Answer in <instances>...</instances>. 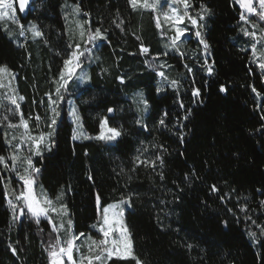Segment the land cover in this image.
<instances>
[{"label":"trees","instance_id":"1","mask_svg":"<svg viewBox=\"0 0 264 264\" xmlns=\"http://www.w3.org/2000/svg\"><path fill=\"white\" fill-rule=\"evenodd\" d=\"M64 1L80 7L88 28L107 30L88 66L86 88L75 97L82 129L94 137L101 117H110L109 126L123 131L112 145L75 141L63 111L51 151L35 159L41 170L37 183L51 199L63 193L75 233L97 237L90 226L101 219L102 209L130 199L124 221L142 264H264V238L253 243L245 219L248 210L258 219L264 211V74L239 36V5L234 0H190L192 14L201 4L211 10L203 36L212 74L202 63L190 65L188 73L177 57L168 56L185 78L178 90L158 93L156 71L145 63L161 52L151 13L133 9L129 0H32V10L19 20L38 25L40 46H17L0 25V67L27 80L29 104L40 95L46 75L57 76L70 50L61 13ZM120 20L124 23L118 28L113 21ZM141 43L150 55L141 54ZM221 85L226 92H220ZM193 88L200 90L198 98ZM137 93L150 106L143 117L132 101ZM109 107L115 114L107 112ZM140 117L147 130L136 123ZM161 118L166 126L159 124ZM7 154L0 129V156ZM158 154L163 165L156 161L155 169L134 162L138 155L146 160ZM5 178L0 166V264H47L53 231L46 220L37 223L31 217L11 225ZM213 185L218 191H212ZM108 264L136 262L113 258Z\"/></svg>","mask_w":264,"mask_h":264},{"label":"snow or ice","instance_id":"2","mask_svg":"<svg viewBox=\"0 0 264 264\" xmlns=\"http://www.w3.org/2000/svg\"><path fill=\"white\" fill-rule=\"evenodd\" d=\"M240 5V8L243 10L240 16V19L244 21L246 24H250L253 29H256L257 25L252 23L249 17L256 16L260 21H264V0H237ZM129 3L132 5L133 9H136L137 5H140L144 9H151L156 11L158 4L163 7L164 3L183 5V12H180L175 7H169L168 11L161 10V15H163L166 21H172V27L175 29V33L173 36L169 38V43L165 44L166 51L162 54L152 56L151 60L153 62L157 61L160 56H167L169 51L179 52L180 45L184 42L183 38L185 33L189 31L187 28H181L178 25L181 24L185 19H187L192 27L195 29V37L199 41V43L203 46L204 51L207 53L209 49V44L206 42L201 29L204 27L200 21L205 19V16L210 13V9H207L205 5L201 4V12L197 13V16H192L189 12L190 0H152V3H149V0H129ZM32 0H19V13L30 12ZM74 12L77 15L81 14V9L79 6L74 8ZM246 13L247 15H245ZM84 16H88L89 13L84 12ZM5 18L10 20L12 23L18 24L20 27V36L25 35V28L22 23L17 20V9L15 8L13 0H0V21H5ZM67 20L68 17L66 16ZM88 21L77 22V28L79 29L80 40L83 43V47L80 42L68 44V47L71 51L67 54L66 58L63 60V68L60 70L58 80L54 82L57 84L55 90L56 99H52V95L48 94V112H49V122L47 123V127L49 129L48 132H41L37 135L32 134V129L30 127L29 121L24 118L23 113L20 109L19 101H23L24 97L19 96L15 93L12 95H8L5 93L4 95H0V109L6 113L3 116V121L6 122V127L8 129H17L21 128L22 134L18 138L13 135L11 140L7 139V133H5L6 143L10 148H13V154L5 158L4 156H0V164H3L6 169H10L15 172L18 180L21 182V189L17 193L13 190L14 199L16 202H13L12 199H8V192H5V198L9 204V206L14 210L19 209L20 215L24 216L26 213L31 214L37 221L40 222V218L44 217L49 220V223L53 225L52 231L59 233V231L63 230L66 233L65 237H61L57 235L54 243L49 242L48 251L49 255V264H108V261H111L113 258L127 260L133 259L136 264H142L138 257L135 256L132 248L131 234L130 231L125 224L124 221V208L122 205L127 204L129 207L130 199L125 200L122 199L117 204L109 205L108 207H104L102 209V221L98 219L97 223L91 225L93 229L99 232L100 236L98 238H93L91 235H86L85 233H79L77 235L74 231V224L69 215L67 205L61 203L58 206L54 203L52 199L49 198L48 194L44 192L43 188H41L40 193L37 194L35 191V186L37 184V174L41 171L40 168L36 167L32 157L33 156H41L43 155V151L47 148L48 151H51L52 147V138L54 134L57 132L58 127V118L61 116V104L65 100L64 93L68 89L69 82L74 78L79 81L81 84L86 83L89 79L88 73L84 71L82 65L84 61L89 59L91 54L90 45L95 46L96 42L103 41L107 37L105 33L107 30H102L101 28H96L92 30L91 28H85L84 25L87 24ZM116 24V27H121L124 23L123 20H120L119 23L113 21ZM161 25L159 23V17H157V28H160ZM4 31L8 32L11 37L12 33L10 28L4 27ZM27 31H30L33 37H42L43 33L39 29L36 23L30 22ZM245 36H251L255 43L252 44L251 50L253 54V58L257 57V45H264V35H261L257 38L256 32H249L246 29L243 30ZM137 39H140L137 37ZM140 52L143 55H150V49L141 43ZM57 55H63L62 53H56ZM181 55H183L181 53ZM83 58V59H82ZM146 67L156 71L157 76L161 78V81H167L168 86L173 89L178 90L180 84L177 80H169L166 73L162 70L166 67V64L161 63L156 65L155 63H150L146 60ZM207 63V62H206ZM257 66L260 68L261 72L264 73V50H261L259 53V60L257 62ZM187 71L189 73L192 72L191 67L185 65ZM157 68L161 70H157ZM77 70H79V75H77ZM9 70L6 67H0V75L7 73ZM208 74H212V65L207 64ZM13 78H14V74ZM121 84L125 83L123 77L117 78ZM5 87L3 83H0V88ZM11 90V89H10ZM163 89L161 87H157V92L159 93ZM226 86L221 85L220 92H226ZM253 92H256V89H252ZM139 96L138 103L143 105V111L147 112L149 109V103L146 99H144L142 94H137ZM193 96L198 98L200 96V90L198 88H193ZM257 96H260V93H257ZM71 103V102H69ZM14 106V108L8 107V105ZM183 107V104H181ZM117 110L109 107L107 112L109 114H115ZM8 114H19L20 119L18 123H14L9 119ZM190 114V113H189ZM70 115L73 118V123L76 125L73 129V139H78L80 136H83L84 139H95L98 141L104 142H112L116 141L119 137L123 135V131L116 127L109 126L110 117H101L100 119V132L98 135L94 137H89L84 134L82 131L79 133L77 129H82V124H80V115L75 107H72ZM167 115V114H165ZM31 119V118H29ZM187 119V116L185 117ZM264 119V116L261 117ZM36 127L38 128L42 118L37 115L35 117ZM136 123L147 130V125L144 124L141 118L136 120ZM159 124L161 126H166L163 118L160 119ZM0 126H4L3 123H0ZM19 139V143L13 145V141ZM183 137L181 136V140ZM162 147V146H161ZM22 148H26L28 155L21 157L19 155ZM147 150L146 148L144 149ZM139 151V150H138ZM166 151V150H165ZM11 160V165L7 163V160ZM156 161H159L161 165H163L162 155H156L155 159H146L141 160V157L138 155L134 157V162L137 167L140 165L151 166L153 169L156 167ZM23 166V172L19 170V168ZM123 171V169H122ZM161 179H164L163 174H160ZM187 178V177H186ZM89 179H92L89 176ZM7 189V185H6ZM212 191L216 192L218 189L215 185L212 186ZM63 193L57 196L56 200L59 201L62 198ZM262 205H264V201H261ZM97 205L100 206V197L97 196ZM26 210V212H25ZM241 211H244L242 208ZM50 213L56 214L61 218L60 223L57 225L55 221L50 216ZM67 217L65 221L64 218ZM66 224V226H65ZM225 228H227V221L224 222ZM249 237L252 238L253 243H256V232H249ZM261 236H264V227L261 228L260 232ZM84 240H81V238ZM77 241H81L77 243ZM84 241H89L85 245ZM86 247V252L82 251V248ZM189 249H192L193 245H187ZM13 254H15V249H13ZM78 257V259H77Z\"/></svg>","mask_w":264,"mask_h":264},{"label":"rangeland","instance_id":"3","mask_svg":"<svg viewBox=\"0 0 264 264\" xmlns=\"http://www.w3.org/2000/svg\"><path fill=\"white\" fill-rule=\"evenodd\" d=\"M234 1L239 5L237 0H234ZM13 2L15 5V8L17 9V20L20 22L19 15L24 16L27 12L19 13V0H13ZM149 3H152V0H149ZM76 6H77V4H75L73 2L64 1L61 5V13L64 16V20L66 23V28H67L66 32H67V36L69 38V43H72L74 45L75 43L80 42L81 46L83 47V43L81 42L80 36H79V29L77 28V22L78 21L83 22V21H87V20L83 18L82 14H80V15L75 14L74 8ZM169 7H175L180 12H183V5H176V4H170V3H164L162 9H161V6L158 4L156 11H153L151 9H144L140 5H137V7L135 9L141 13H151L153 23L157 29L156 35H157V39H158V48L161 50V52L159 54H162L166 51L165 44L169 43V38L171 36H173L175 33V29L172 27V21H166L164 19L163 15H161V10L168 11ZM239 7H240V5H239ZM189 11H190V8H189ZM201 11L202 10H200L196 13H193V14L190 13V14L195 17V16H197V13H200ZM242 11L243 10L241 9L240 16L242 14ZM244 14L247 15L246 13H244ZM208 15H209V13L205 16V19L203 21H200V23L204 25V27L201 29L203 35H204L205 30H206ZM66 16L68 17L67 20L65 19ZM157 17H159V23L161 25L160 28H157ZM249 19L251 20L252 23L257 25L256 29H253L250 24H246V23H244V21H242L240 19L241 27H240L239 36H240V38L245 40V42H246L245 46L250 51L252 62L257 66V62L259 60V53L261 50H264V45H262V44L257 45V49H258L257 57L254 59L253 54H252V50H251V46L253 43H255V41L252 39L251 36H245L243 30L246 29L249 32L255 31L257 38H259L261 35H264V21H260L259 18L256 16H251V17H249ZM29 24L30 23L23 24L24 28H25V35L20 36L19 32L21 29L18 26V24L12 23L7 18H5V21H0V25L3 29H4V27L10 28L11 33H12L11 37L9 36L8 32H6V31L5 32L9 36L10 40H12L14 43H16L17 46H21V47H25V48L28 46H32V47L36 48L37 44L40 46L39 41H40L41 37H33L32 33L30 31L26 30L28 28ZM178 26L181 28L189 29V31L185 33V36L183 38L184 42L180 45L179 52L169 51L167 56L161 55L160 58L155 62H153L151 60V58L149 60L147 59V61L150 63H155L156 65H159L161 63L166 64V67L162 70L166 73L169 80H177L178 82H180L182 80V78L183 79L185 78V75L181 72V70H178L176 68L175 62H173V63L168 62L167 57L168 56L177 57L179 59L180 64L182 65V69L186 68L185 65H188L190 67V65H192L193 63H198V64L202 63L204 66L207 67V64H208L207 57L209 56V52H208V50H207V53L204 51L203 46L199 43V41L197 40V38L194 35L195 29L192 27V25L190 24V22L187 19H185ZM84 27L87 29L88 23L85 24ZM101 42L102 41L98 40L96 42L95 46H92V45L89 46L91 48L90 57H89V59L85 60L84 64L82 65L84 71L87 73H88V66L93 61L92 55H94L96 50L99 48V45ZM70 51H71V49L69 50V52ZM181 53L183 55H181ZM159 54H154L153 56H156ZM36 68H38V65L35 67V69ZM62 68H63V65H62ZM157 70H161V69L157 68ZM259 70H260V68H259ZM59 73H60V71L57 73V76H53L52 74L46 75L47 79H46L45 83L41 82V85L39 87V90H41L40 95L38 97L33 96L30 104L27 102V98L24 94V90H25L24 83L25 84L27 83V80L25 78L21 79L20 80L21 82H20L17 78V75L12 73L11 71H8L7 73L0 75V83H3V85L5 86L3 88H0V95H4L5 93H7L8 95H12L13 93H15L17 95V97H19V96L24 97V100L23 101L18 100V103L20 104V109L24 115V118L29 121L33 135H37L41 132H48L49 131V129L47 127V123L49 122V115H50L48 112V94L52 95L53 100L56 99L55 90H56L57 84L54 81L58 80ZM206 73H208L207 68H206ZM12 74H14V78H13ZM79 74H80L79 70H77V75H79ZM156 77H157V84L159 87H161L163 89L162 91H165L167 89L174 90L172 87L168 86L167 81L162 82L161 78L159 76H157V74H156ZM27 85L30 86V84H27ZM86 85H87V82L81 84L79 81H77L74 78L72 81L69 82L68 89L64 93L65 100L61 104L60 111L61 112L66 111L68 119L72 122L73 129H74V127H76V125H74V123H73V118L70 115V112H71L72 107H75L77 109L76 103H75V97L83 89L86 88ZM137 94H135L133 96L132 101L135 105L136 111L139 113V116L143 117L147 114V112H144L143 111V105H140L138 103L139 96ZM69 102H71V103H69ZM8 107L14 108V106H12L10 104L8 105ZM5 114L6 113L3 111V109H0V123L4 124V126H0V129L4 133L5 141H6L5 133L8 134L7 135L8 140H11L13 135H15L19 138L21 136L23 130L21 128H17L14 130L8 129L6 127V122L3 121V116ZM8 115H9V119L12 122H14V123L19 122V119H20L19 114H15V115L8 114ZM37 115H39L42 118V121H41L38 128L36 127V120H35V117ZM29 118H31V119H29ZM79 123L81 124V122H79ZM80 131H82L85 134L83 129H77L78 133ZM83 139H84L83 136H80L78 139H75V141L83 140ZM12 143H13V145L19 143V139L13 141ZM106 143L108 145H112L114 143V141L106 142ZM6 145L8 147V154H7V156H5V158H8L13 154V148H10L7 143H6ZM47 151H48L47 148H45L43 153L47 152ZM19 155L21 157L28 155L27 149L22 148ZM38 157L39 156H33L32 157L34 164H35V159ZM7 163L9 165H11V160L8 159ZM0 166H1L2 171L6 175V178L4 180V184H5V189H6V185H7L6 190L8 192V199H12L13 202H16L14 199L13 190H15V192L18 193L21 189V182L18 180L15 172L11 171L10 169H6L3 164H0ZM19 170L21 172H23V166H21L19 168ZM41 188L42 187L37 183L35 186V191L37 194L40 193ZM59 195H61V193ZM56 198H54L52 200L54 201V203L57 206L59 204L63 203V198H61V200H59V201H57ZM16 203H18V202H16ZM117 203L118 202H113V203L106 205L105 207H108L109 205H113V204H117ZM7 207L9 208V211L11 213V222H12L11 225L16 223L17 220L21 219V218L24 220L28 219V217L35 219L34 217L31 216V214H28V213H26V215H24V216H21L19 209L15 210V213H14V210L9 206L8 202H7ZM122 207L124 208V211L127 209H130V207L127 204L122 205ZM25 212H26V210H25ZM243 212L244 211H242V213ZM247 213H248V216L245 219L248 221V227L251 228L253 230V232L257 233L258 238H264V236L260 235L261 228L264 227V211H263V214L261 215L262 218H259V219L256 218V215L252 214L251 210H248ZM50 216L52 217V219L55 221V223L57 225L60 223L61 218L59 216H57L56 214H52V213H50ZM41 219L46 220L49 223V220L47 218L41 217L40 220ZM64 220L66 221L67 217H65ZM100 220L102 221V215H101ZM49 225L52 229L53 225L50 223H49ZM65 226H66V224H65ZM92 230L98 234L97 237H94L91 234H86V235H91L93 238H98L100 236L99 232L93 228H92ZM53 234H54L55 240H56L57 235H59L61 237L66 236V233L63 230L59 231V233L53 232ZM81 240H84V238L82 237ZM80 242L81 241H77V243H80ZM84 243H85V245H87V243H90V242L84 241ZM82 251L86 252V247L82 248ZM77 259H78V257H77ZM47 264H49L48 253H47Z\"/></svg>","mask_w":264,"mask_h":264}]
</instances>
